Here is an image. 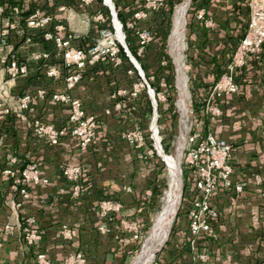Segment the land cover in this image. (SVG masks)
Returning <instances> with one entry per match:
<instances>
[{
	"label": "built area",
	"instance_id": "1",
	"mask_svg": "<svg viewBox=\"0 0 264 264\" xmlns=\"http://www.w3.org/2000/svg\"><path fill=\"white\" fill-rule=\"evenodd\" d=\"M130 1L131 11L129 8L121 10L125 18L123 23L118 18L112 0H100V3L98 0H79L75 6L62 7L58 14L50 8L52 6L48 0H6L0 3V123L8 129L21 127L51 146L59 145L69 137L76 142L81 152H85L98 139L101 123L95 115L85 111L81 99L73 92L86 71L100 69L108 71L110 75L119 71L124 65V54L130 63V67L124 71L130 87H115L111 91L110 108L105 110V114H123V118H126L131 111L129 101L144 108V121L134 120L132 126L121 132L119 137L132 148L145 150L148 156H152L154 152L157 155L152 121L156 116L157 133L162 146L161 133L165 124H161L163 116L159 112L160 105L169 102V99L174 100L173 114H176L178 123V138L185 130L181 157L184 170L181 169V174L186 176L180 209L187 221V233L194 244L198 238L215 236L214 224L219 214L211 202L212 196L228 190L240 194L247 186L246 182L232 180L231 144L217 137L209 128L222 116V104L238 92V77L241 72L250 62L264 59V0H248V20L229 61L216 80L196 96L201 130L198 129V121L192 122L194 106L190 91L187 100L188 115L181 113L176 71L175 83H166L164 80L162 83H153L155 74H145L126 43L124 29L134 36L136 56L142 57L148 46L161 42L158 33L148 22L151 14L157 15L167 10L168 0ZM94 2L98 7L92 11L90 7ZM193 19L206 30L211 31L216 26L213 16L204 7L194 11ZM79 28L86 31L82 33ZM118 28L122 41L117 36ZM186 30L190 32V28ZM40 46L44 48L37 50L36 47ZM168 56L175 70L174 60L169 53ZM160 64L166 66L167 61L161 59ZM33 70L43 71L45 79L60 82L63 88L38 87L31 92L15 94V81L27 78ZM167 88L173 92L171 95L166 94ZM39 103L61 107L66 119L57 126L35 116L33 106ZM206 123L207 127H203ZM1 161L3 168L0 169V175L9 186L3 205L9 210L11 220L0 226V241L2 236L18 235L25 247L36 250L34 264H52L47 254L39 250L43 233L37 226L35 217L27 215L21 218L20 214L24 204L32 198V191L48 185L49 179L41 174L36 162L20 164L18 157L11 152L5 153ZM61 171L70 185L72 197H79L83 191V166H64ZM254 180L258 184L262 182L259 175ZM122 207L114 199L98 203L100 223L96 228L99 233L106 234L109 231L110 221L121 212ZM119 227L127 235L121 239L122 243L140 241L141 226L137 219L122 218ZM58 235L62 241L70 242L77 237V231L73 226L63 223ZM199 258L204 262L208 260L206 254ZM62 264H87V257L83 252L75 251L68 254Z\"/></svg>",
	"mask_w": 264,
	"mask_h": 264
},
{
	"label": "crops",
	"instance_id": "2",
	"mask_svg": "<svg viewBox=\"0 0 264 264\" xmlns=\"http://www.w3.org/2000/svg\"><path fill=\"white\" fill-rule=\"evenodd\" d=\"M48 1L58 14L59 9L75 6L79 0ZM247 2H196L193 13L204 7L216 23L211 31L202 28L195 19L191 24L189 57L194 73L191 87L197 97L229 61L248 20ZM96 8L94 2L90 9ZM1 21L2 18L0 24ZM238 80V92L222 104V116L209 130L231 144L232 180L246 182L247 186L240 194L228 190L212 196L211 202L219 214L214 237H201L192 244L185 216L178 219L158 254L157 264H264V59L250 62ZM38 87L63 88L60 82L45 79L43 71L33 70L27 78L15 81L13 92L23 94ZM115 87L128 89L130 83H110L108 71L94 69L86 71L73 92L81 99L85 111L95 115L101 123L98 139L85 152L69 137L51 146L21 127L8 129L0 123V169L3 168L1 159L11 152L20 164L36 162L41 174L49 179L48 185L32 191V198L24 204L20 214L21 218L35 217L43 233L39 250L47 254L52 264H62V260L75 251L86 255L87 264H125L136 242H121L127 235L121 232L119 221L146 218L152 206L150 184L155 181L152 156L146 155L143 149L132 148L119 137L134 120L143 122L146 110L129 101L131 111L126 118L123 114L106 115L110 93ZM33 114L57 126L66 119L64 110L50 103L33 106ZM203 127H207V123ZM75 164L83 166V191L77 198L72 197L70 185L61 174L64 166ZM257 175L262 179L260 184L254 180ZM8 192V182L0 175V226L11 220L9 210L3 205ZM105 199L117 200L123 207L110 221L109 231L101 234L96 228L100 223L97 205ZM63 223L76 228L77 237L73 241H62L59 237L58 230ZM35 254L36 250L25 247L18 235L2 236L0 264H34ZM202 254L207 255L206 262L199 258Z\"/></svg>",
	"mask_w": 264,
	"mask_h": 264
},
{
	"label": "rangeland",
	"instance_id": "3",
	"mask_svg": "<svg viewBox=\"0 0 264 264\" xmlns=\"http://www.w3.org/2000/svg\"><path fill=\"white\" fill-rule=\"evenodd\" d=\"M184 1H186V0H171V1H169L170 5H171V3L175 4L172 11H170L169 14H165L166 11H161L157 15L156 14L150 15V20L148 22V25H149V23H151L149 26L156 33H158V35H159V33L163 32L162 29L166 25H168V28H169L168 36L165 39V42L162 43V41L161 42L159 41L161 43L160 44L157 41L156 43L153 44V45H155L154 47H156V49H162V51H163V52L161 51L162 56H166V55L168 56V53L170 54L169 36L171 34L174 11H175L176 7ZM192 1L190 2L189 6L187 7V9L185 11V25H184L185 30L183 31L184 36H185V38H184L185 39L184 40V45H185L184 49L185 50L183 51V56H184L183 64H184L185 73L188 77V87H189L188 91H190L191 98L193 101V106H194V108H193L194 118L192 119V122L195 123V121H196V123H197V121L200 120V117H199V112H197L198 105L196 102L197 101L196 100V94H195L196 90L193 91L192 87H191V83H193L192 78L194 75L193 70H192L193 69L192 64L190 61L191 59L189 57V48H191V44H189L191 33L186 30V29H189V27H191V24L193 21V14H192L193 12L191 13V11H190V9L193 8L192 7ZM189 11H190V13H189ZM163 19H164V21H162ZM166 21H167V23H166ZM164 23H166V25H164ZM142 25L148 26L147 24H142ZM78 30L82 33H84L86 31V30H84V28H79ZM160 61H161V58L159 60V65H157V66H159L160 73L155 74V79H154L153 83H156V84L162 83L161 82L162 80H164L166 83L167 82L175 83V72H174L175 70H174V65L172 63L171 58L169 57V61H168V59L166 60L167 61L166 66H164V65L162 66L160 64ZM167 66H168V68L173 69V72L168 73L166 71ZM151 73H153V72H151ZM113 74H114L113 76L115 78L111 79L112 82L127 83L126 78L122 77L121 73L119 71L113 72ZM171 92H172L171 89L167 88L166 94L168 93L171 95ZM173 101L174 100L169 99V102H165L162 105H160V109H159V112L162 113V116H163V120H162L161 124L162 125L165 124V129H164L163 133H161V136L163 139L162 147H163L164 152L168 155L169 154L173 155L176 153V148L178 147V144L180 141V137L178 138L179 130H178V123H177L176 117H175L176 114H173ZM147 124H148V122H147ZM197 124H198V129L201 130L202 123L200 121H198ZM177 138H178V140H177ZM152 159H153L152 162L155 163V165H153L155 168V170H154L155 171V174H154L155 181H152L150 184L152 192H153L152 206L150 207L149 214L146 216V218L141 217V220H138L140 222V226H141V230H140L141 239H140L139 243L138 242L134 243L133 247L130 249V254L128 255V257L126 259L125 264H133V262L136 260V258L140 254L141 249L143 248L144 244L146 243V240L149 237V234H151L152 228L154 226V222L157 218L158 212L161 209V200H162L163 194H164L166 186H167V181H166V177H165V164H164V162L160 159V157H158L156 155L155 152L152 155ZM150 165H152V163H150ZM181 169L184 170L182 165H181ZM185 176L183 175V173L181 174L180 189H181L182 197H183L184 188H185L184 187ZM182 182H183V185H182ZM182 188H183V190H182ZM186 191H187V189H186ZM181 202H182V199H181ZM180 204H179V208L177 209L174 217L172 218L171 230H172L173 226L175 225V223L178 222V219H182V216H184L183 212L180 209L181 208ZM170 234H171V232H170ZM159 253H160V251L155 253L154 259L149 264H152L154 261L157 260Z\"/></svg>",
	"mask_w": 264,
	"mask_h": 264
},
{
	"label": "bare ground",
	"instance_id": "4",
	"mask_svg": "<svg viewBox=\"0 0 264 264\" xmlns=\"http://www.w3.org/2000/svg\"><path fill=\"white\" fill-rule=\"evenodd\" d=\"M108 2V1H106ZM189 6V1L186 0L178 5L174 11L171 34L169 36V49L175 63L176 83L179 91V107L181 113L188 115V77L184 70V25H185V11ZM118 39L122 41V35L117 32ZM188 125V124H187ZM186 125V126H187ZM152 131L155 140V147L157 148L160 159L165 164V177L167 186L161 200V209L158 212L157 218L154 222L151 234L146 240L140 254L133 262V264H149L155 256L158 248L166 240L171 228L172 218L174 217L181 200V157L182 149L185 140V130L182 131L176 153L166 154L160 143V135L157 133L156 116L152 121ZM161 146V147H160ZM183 185V182H182Z\"/></svg>",
	"mask_w": 264,
	"mask_h": 264
},
{
	"label": "trees",
	"instance_id": "5",
	"mask_svg": "<svg viewBox=\"0 0 264 264\" xmlns=\"http://www.w3.org/2000/svg\"><path fill=\"white\" fill-rule=\"evenodd\" d=\"M112 1H113L114 5H115V8L117 10L118 18L123 23L125 18H124V15L121 13V10L124 9V8H129L130 11H131V7H132L131 1L130 0H112ZM169 1H171V0H168V6H167V10H166L165 14H169V12L172 11V9H173V7L175 5V4H172V3L170 5ZM197 1L198 0H196V1L193 0L192 1V7L193 8L190 9L191 13L195 9V5H196ZM98 2L100 3V0H98ZM190 11H189V13H190ZM162 21H164V19ZM166 23H167V21H166ZM166 23H164V25H166ZM189 28L191 29V27H189ZM168 30H169L168 25H166L162 29L163 32L159 33V37L161 38L162 43L165 42V39L168 36ZM124 32L126 34V43L128 45V48H129L130 52L132 53V55L134 57H136V59L140 63V65H141L142 69L144 70L145 74L147 75V74H149L151 72H153V74L160 73L159 66H157V65H159L160 58L161 59L164 58L166 60L168 59V61H169V57L167 55L166 56H162V53H161L162 49H156V47H154V45H150V46L147 47L146 52L144 53V55L142 57H137L136 56V45H135L134 36L132 35L131 32L127 31L126 29H124ZM123 60H124V65H123V68H121L119 70V72L121 73L122 77H125L124 71H125L126 68L130 67V63H129L127 57H125L124 54H123ZM168 66L166 68V71L168 73L173 72V69L168 68ZM113 75L114 74L110 75V83H115V82L111 81V79L115 78ZM215 80H216V78H215ZM167 83H170V82H167ZM172 230H173V228H172ZM172 230H171V233H172ZM169 238H170V236H169ZM137 242L139 243L140 241H137Z\"/></svg>",
	"mask_w": 264,
	"mask_h": 264
},
{
	"label": "water",
	"instance_id": "6",
	"mask_svg": "<svg viewBox=\"0 0 264 264\" xmlns=\"http://www.w3.org/2000/svg\"><path fill=\"white\" fill-rule=\"evenodd\" d=\"M106 1L109 2V0H106ZM188 1H189V4H190V2H191L192 0H188ZM157 156L159 157L158 153H157ZM182 190H183V188H182ZM181 199H182V195H181ZM180 203H181V200H180ZM178 208H179V207H178ZM170 232H171V228H170V231H169V233H168V236H167L166 240L161 244V246L158 248L157 252H158V251H161V249L165 246V244H166V242L168 241V238H169V236H170Z\"/></svg>",
	"mask_w": 264,
	"mask_h": 264
}]
</instances>
